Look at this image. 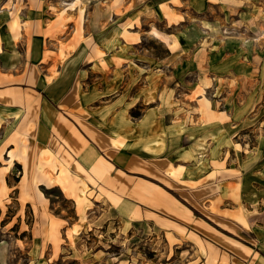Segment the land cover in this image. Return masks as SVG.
Here are the masks:
<instances>
[{
    "label": "rangeland",
    "instance_id": "1",
    "mask_svg": "<svg viewBox=\"0 0 264 264\" xmlns=\"http://www.w3.org/2000/svg\"><path fill=\"white\" fill-rule=\"evenodd\" d=\"M0 14L18 40L35 21L32 37L49 56L67 41L81 43V59L111 58L110 98L125 91L127 120L170 122L182 110L191 124L218 120L206 131L247 176L244 211L264 229V0H0ZM43 160L53 173L41 188L45 209L20 195V166L7 178L0 264H201L152 225L122 224L101 202L77 209Z\"/></svg>",
    "mask_w": 264,
    "mask_h": 264
},
{
    "label": "crops",
    "instance_id": "2",
    "mask_svg": "<svg viewBox=\"0 0 264 264\" xmlns=\"http://www.w3.org/2000/svg\"><path fill=\"white\" fill-rule=\"evenodd\" d=\"M11 22L0 14V203L20 166V195L45 209L47 157L77 209L101 202L122 224L152 225L201 264H264V229L244 211L247 176L206 131L218 120L191 124L183 110L180 121L127 120L125 91L110 98L111 58L81 59V43L67 41L49 56L32 37L35 21L19 40Z\"/></svg>",
    "mask_w": 264,
    "mask_h": 264
}]
</instances>
